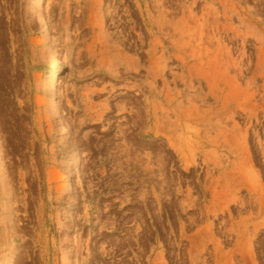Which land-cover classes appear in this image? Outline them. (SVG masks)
Wrapping results in <instances>:
<instances>
[{
	"label": "rangeland",
	"instance_id": "1",
	"mask_svg": "<svg viewBox=\"0 0 264 264\" xmlns=\"http://www.w3.org/2000/svg\"><path fill=\"white\" fill-rule=\"evenodd\" d=\"M31 1L0 0L7 264H264V0Z\"/></svg>",
	"mask_w": 264,
	"mask_h": 264
},
{
	"label": "bare ground",
	"instance_id": "2",
	"mask_svg": "<svg viewBox=\"0 0 264 264\" xmlns=\"http://www.w3.org/2000/svg\"><path fill=\"white\" fill-rule=\"evenodd\" d=\"M31 2H32L36 11L43 12L44 7H45V0H33ZM39 16H40V19H39L40 31L43 33V35L48 40L49 45H50L49 46V49H50L49 50V56H48L50 67L48 69V73L46 76L45 90H46V93L48 94L49 98L51 99L52 103H54L55 109H57L56 113L58 115H61L59 112L60 108L56 103L57 102L56 101L57 79H58V76H59V73L61 70V59H60V55H59L58 51L53 46V43H52L53 40L51 38V36H52L51 35V29H50L48 23L45 21V19L41 15H39ZM60 130H61V133L65 132V130H66L65 126L64 125L61 126ZM70 176H71V170L69 169L67 171V174L65 175V178H64L65 179V185L64 186L67 190L71 189ZM8 184H9V182H8ZM8 189H10V188H8ZM4 192H5L4 187H1V190H0V229L4 230V235H5L4 239H5V242L9 244V246H8L9 250H8V252H5V250H0V261L2 262V264H7V261L11 260V258L14 257V252H9V251L16 249L17 245H16V230L12 225V222H13L12 216L13 215L11 214V208H10V204H9L10 193L8 192V194H9L8 197L6 196L7 201L4 200L5 202L2 203L1 200L3 199ZM9 241H10V243H9Z\"/></svg>",
	"mask_w": 264,
	"mask_h": 264
}]
</instances>
